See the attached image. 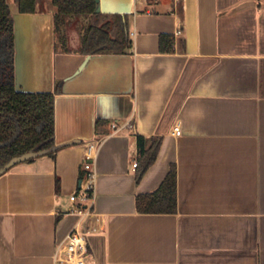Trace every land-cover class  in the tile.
I'll return each instance as SVG.
<instances>
[{"label": "crops", "instance_id": "0c3cea01", "mask_svg": "<svg viewBox=\"0 0 264 264\" xmlns=\"http://www.w3.org/2000/svg\"><path fill=\"white\" fill-rule=\"evenodd\" d=\"M8 5L18 87L54 91V144L74 142L0 175V264H56L76 225L94 230L85 264H264V0H98L126 16L120 54L80 53L68 29L80 25V41L84 18L54 49L50 0L30 14ZM137 135L161 139L139 179ZM85 161L87 223L69 200ZM172 164L175 211L139 212L136 196Z\"/></svg>", "mask_w": 264, "mask_h": 264}, {"label": "trees", "instance_id": "16d2710c", "mask_svg": "<svg viewBox=\"0 0 264 264\" xmlns=\"http://www.w3.org/2000/svg\"><path fill=\"white\" fill-rule=\"evenodd\" d=\"M19 13L36 12L38 0H12ZM54 49H67V27L73 20L84 18L87 25L80 35L78 51L82 54L126 52L131 40L126 32V16L96 12L95 0H50ZM169 35L159 36V50L171 51ZM14 18L8 0H0V166L10 158L30 150L54 144V91H19L15 88ZM55 91L58 90L57 85ZM100 121H97L98 124ZM101 123V122H100ZM161 139L136 136L137 179L154 162ZM55 151L45 155L53 156ZM44 156V155H43ZM28 159L26 161H31ZM84 171L81 169L80 178ZM56 180V189L58 187ZM81 189V188H80ZM78 190V192L80 191ZM176 206V171L172 164L160 186L136 196L141 213L174 212Z\"/></svg>", "mask_w": 264, "mask_h": 264}, {"label": "built area", "instance_id": "2783aa9c", "mask_svg": "<svg viewBox=\"0 0 264 264\" xmlns=\"http://www.w3.org/2000/svg\"><path fill=\"white\" fill-rule=\"evenodd\" d=\"M176 33L178 34L179 31H176ZM125 126L130 127L131 123H125ZM173 131L176 135L180 133L178 127H174ZM87 156L90 157L89 155ZM136 165L137 162H133V166L135 167ZM81 169L84 171L83 180L85 183L79 192L72 194L69 197V200L73 203L70 212L77 214L82 220H84V223H87L92 215L95 171L92 169V165L88 161L82 163ZM90 231L94 230L89 229L87 225H85V227L83 226V228H80L78 225L74 226L67 235L66 241L58 245L54 255L55 263L85 264L86 259L89 257L85 234Z\"/></svg>", "mask_w": 264, "mask_h": 264}, {"label": "water", "instance_id": "95a60500", "mask_svg": "<svg viewBox=\"0 0 264 264\" xmlns=\"http://www.w3.org/2000/svg\"><path fill=\"white\" fill-rule=\"evenodd\" d=\"M98 3V0H95ZM96 12H99V7L97 5ZM14 37H15V55H14V67H15V73H16V61H15V57H16V30H15V25H14ZM16 76V75H15ZM15 88L19 91H30V90H24V89H20L18 87V81H16L15 79ZM31 92H37V91H31ZM74 141H70L67 143H61V144H53L52 146L48 147V148H44V149H40V150H30L27 151L21 155L18 156H14L12 158H10L6 163H4L2 166H0V175L3 174L4 172H6L10 167H12L13 165L26 161L28 159H32V158H36L42 155H45L47 153L56 151L58 148H60L62 145H66L69 143H73Z\"/></svg>", "mask_w": 264, "mask_h": 264}, {"label": "rangeland", "instance_id": "374dc122", "mask_svg": "<svg viewBox=\"0 0 264 264\" xmlns=\"http://www.w3.org/2000/svg\"><path fill=\"white\" fill-rule=\"evenodd\" d=\"M9 1V0H8ZM79 31H80V25L73 24L69 29H68V35L69 37L72 38V40L76 41L75 46H78L79 43ZM75 48V47H74Z\"/></svg>", "mask_w": 264, "mask_h": 264}]
</instances>
